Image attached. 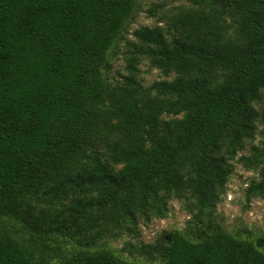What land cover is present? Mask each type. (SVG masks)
<instances>
[{
	"label": "trees",
	"instance_id": "obj_1",
	"mask_svg": "<svg viewBox=\"0 0 264 264\" xmlns=\"http://www.w3.org/2000/svg\"><path fill=\"white\" fill-rule=\"evenodd\" d=\"M140 11L0 0V264H264V229L218 210L233 161L264 198V0H164L126 39ZM172 198L186 225L138 239Z\"/></svg>",
	"mask_w": 264,
	"mask_h": 264
},
{
	"label": "rangeland",
	"instance_id": "obj_2",
	"mask_svg": "<svg viewBox=\"0 0 264 264\" xmlns=\"http://www.w3.org/2000/svg\"><path fill=\"white\" fill-rule=\"evenodd\" d=\"M141 11L138 13L135 21L130 25V30L126 35V39H134L132 31L142 25H155L157 23L166 24V21L160 20L159 17L150 16L148 10L155 7V4L164 2V0H140ZM178 1H166V9L170 10L172 5ZM163 10H159L158 15L162 16ZM164 15V14H163ZM121 51L124 50L125 43L120 44ZM113 69L124 72V59L119 54L112 61ZM141 78H144V84L148 85L155 80L171 79L173 74L166 76L165 73L152 65L150 59L145 58L140 65ZM113 70V71H114ZM115 74H117L115 72ZM233 171L227 184L226 193L223 195L221 202L218 203V210L223 213L226 222L231 225H248L250 228L264 229V198H252L250 201L246 198V188L249 182L257 178L255 171L246 170L236 161L232 162ZM246 201L249 205L245 206ZM191 214L184 208V201L178 198H172L169 202V212L164 218H154L152 221L140 224V237L138 239L144 242H154L163 232L171 229H181L190 219ZM131 239L125 235L118 241L114 242L115 247L121 248L124 241ZM136 239H133L135 241Z\"/></svg>",
	"mask_w": 264,
	"mask_h": 264
}]
</instances>
